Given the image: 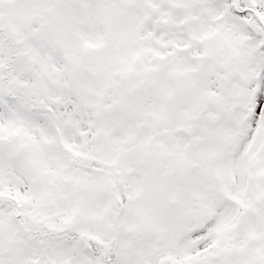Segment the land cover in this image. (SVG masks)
Masks as SVG:
<instances>
[{"label":"snow or ice","instance_id":"obj_1","mask_svg":"<svg viewBox=\"0 0 264 264\" xmlns=\"http://www.w3.org/2000/svg\"><path fill=\"white\" fill-rule=\"evenodd\" d=\"M0 264H264V0H0Z\"/></svg>","mask_w":264,"mask_h":264}]
</instances>
